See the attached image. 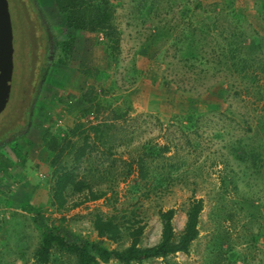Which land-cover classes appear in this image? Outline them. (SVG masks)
Returning <instances> with one entry per match:
<instances>
[{"label":"rangeland","instance_id":"rangeland-1","mask_svg":"<svg viewBox=\"0 0 264 264\" xmlns=\"http://www.w3.org/2000/svg\"><path fill=\"white\" fill-rule=\"evenodd\" d=\"M52 1L37 0L42 27L20 0L15 7L8 0L14 51L9 99L0 113V264H36L41 233L29 205L68 236L92 241L100 239L92 227L95 213L125 222L123 215L135 210L146 222L140 246H149L160 237L158 211L175 210L178 235L193 198L203 200V209L188 252L144 264H264V104L246 94L231 111L199 103L198 92L214 81L212 69L198 77L206 66L190 68L174 47V37L189 35L197 17H214L212 5L198 13L196 0H114L119 49L111 52L102 33L86 30L77 34L83 38L79 53L71 54L63 48L71 34ZM251 4L240 0L238 6L256 26ZM156 27L164 34L158 39ZM49 45H55L52 62ZM30 110L29 129L15 132ZM47 132L66 143L54 165L55 153L43 140ZM86 135L85 155L75 162ZM242 151L257 154V166ZM58 164L76 167L78 179L105 194L84 200L86 190L68 189V205L81 202L55 210L50 187ZM75 262L53 250L48 264Z\"/></svg>","mask_w":264,"mask_h":264},{"label":"trees","instance_id":"trees-1","mask_svg":"<svg viewBox=\"0 0 264 264\" xmlns=\"http://www.w3.org/2000/svg\"><path fill=\"white\" fill-rule=\"evenodd\" d=\"M11 1L14 7L17 5L15 1L19 2V0ZM239 1L214 0L206 4L204 3L206 0H196L195 7L198 13L207 12L206 6L212 5L211 11L214 12V17L208 15V20L197 17L189 35L174 37L179 43L177 45L176 42L174 43L175 51L182 53L185 64H189L187 66L195 68L194 62L206 66L196 73L198 77L201 72L206 77L209 67L212 69L211 75L214 81L205 87L203 92H198L199 103H207L215 107L225 105V109L230 111L235 101L243 94L264 104V0H251L252 12L258 20L256 26L253 22L245 21L246 14L238 6ZM20 2L25 5L24 9L29 8L32 14L40 19V25L43 27L45 22L42 21L37 0H20ZM52 6L60 13L62 25L67 29V33L71 34L69 41H65L63 47L67 53H79L83 38L77 34L86 30L102 33L111 52L119 49V29L114 20V0H53ZM228 16L232 20H229L227 26H223ZM168 31L167 34H172L173 30L170 33ZM162 36H164L162 29L156 27L155 38ZM182 42H186L184 47H180ZM26 121L28 122L27 119ZM92 129L98 131L99 127L95 125ZM87 138L88 135L84 137V144L75 150V162H79L85 155ZM43 140L55 153L52 162L54 165L64 151L66 143L63 144L57 135H51L49 132L45 134ZM243 153L251 154V161L257 166V154L252 151L250 153L242 151ZM138 168L140 177L145 179L148 175L142 158L138 160ZM76 169V167L67 168L62 164L53 167L50 206L55 210H66L81 202L68 205V189L72 192L86 190L84 200H95L105 194L103 190H94L87 181L78 179ZM27 208L35 214L41 233V243L35 253L36 264H48L53 250L73 255L76 259L75 264H104L110 260L122 264H144L156 258L164 259L177 252H188L192 241L198 235L203 200L193 198L190 201L185 212L184 226L178 235L173 225L175 210L160 209L158 211L161 223L160 237L156 243L149 246H140L146 222L135 210L130 211L129 216L123 215L125 222L116 214L95 213L92 227L100 239L92 241L68 236L52 217L41 214L39 207L29 205ZM123 240L128 241L125 247L110 245L111 242L118 244Z\"/></svg>","mask_w":264,"mask_h":264},{"label":"water","instance_id":"water-1","mask_svg":"<svg viewBox=\"0 0 264 264\" xmlns=\"http://www.w3.org/2000/svg\"><path fill=\"white\" fill-rule=\"evenodd\" d=\"M13 31L8 0H0V113L5 108L11 89L13 71ZM47 69L45 72L47 73ZM33 110L31 111V115ZM30 118L27 130L31 125Z\"/></svg>","mask_w":264,"mask_h":264},{"label":"flooded vegetation","instance_id":"flooded-vegetation-1","mask_svg":"<svg viewBox=\"0 0 264 264\" xmlns=\"http://www.w3.org/2000/svg\"><path fill=\"white\" fill-rule=\"evenodd\" d=\"M48 47H49L50 49L48 48L49 50H48V54H47V59H48L49 62H52V58H53L54 55H55V54H54V51H55V45H49ZM48 64H49V63H48ZM45 70H46V69H45ZM42 85H43V84H42ZM42 85L39 84L40 89H42ZM33 106H34V105H33ZM30 113H31V110H30V111L28 112V114H27V115H28V116H27L28 119H27V118H26V119H27L28 121H29V118H30V117H29ZM27 123H28V122L26 121L25 125H21V127L19 126L20 128L18 127V129H16L15 132H17V131L19 132L20 129H22V128H23L24 130H26V129H27ZM20 136H21V134H20ZM3 138H5V137H3ZM3 138H1L2 140H0V142L3 141ZM0 146H1V145H0Z\"/></svg>","mask_w":264,"mask_h":264}]
</instances>
